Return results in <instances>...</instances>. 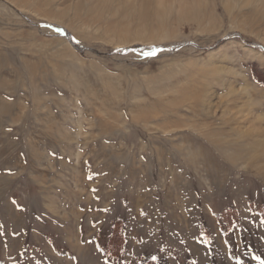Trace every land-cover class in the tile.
Returning a JSON list of instances; mask_svg holds the SVG:
<instances>
[{
	"label": "rangeland",
	"instance_id": "obj_1",
	"mask_svg": "<svg viewBox=\"0 0 264 264\" xmlns=\"http://www.w3.org/2000/svg\"><path fill=\"white\" fill-rule=\"evenodd\" d=\"M0 264H264V0H0Z\"/></svg>",
	"mask_w": 264,
	"mask_h": 264
},
{
	"label": "bare ground",
	"instance_id": "obj_2",
	"mask_svg": "<svg viewBox=\"0 0 264 264\" xmlns=\"http://www.w3.org/2000/svg\"><path fill=\"white\" fill-rule=\"evenodd\" d=\"M255 133V132H254Z\"/></svg>",
	"mask_w": 264,
	"mask_h": 264
},
{
	"label": "snow or ice",
	"instance_id": "obj_3",
	"mask_svg": "<svg viewBox=\"0 0 264 264\" xmlns=\"http://www.w3.org/2000/svg\"><path fill=\"white\" fill-rule=\"evenodd\" d=\"M151 54V53H150Z\"/></svg>",
	"mask_w": 264,
	"mask_h": 264
}]
</instances>
